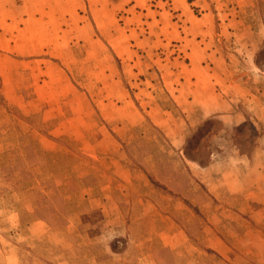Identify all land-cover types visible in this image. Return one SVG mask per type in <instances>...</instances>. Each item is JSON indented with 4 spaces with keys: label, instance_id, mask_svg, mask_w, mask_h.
I'll list each match as a JSON object with an SVG mask.
<instances>
[{
    "label": "rangeland",
    "instance_id": "obj_1",
    "mask_svg": "<svg viewBox=\"0 0 264 264\" xmlns=\"http://www.w3.org/2000/svg\"><path fill=\"white\" fill-rule=\"evenodd\" d=\"M207 1L223 17L264 15V0ZM135 3L0 0V264H189L192 253L191 264H264V125L246 100L243 122L262 132L250 156L237 149L250 147V127L226 125L207 140L208 169L187 160L200 124L188 130L167 88L202 54L187 40L138 44L141 24L131 45L112 46ZM222 45L228 77L248 78L239 47Z\"/></svg>",
    "mask_w": 264,
    "mask_h": 264
},
{
    "label": "crops",
    "instance_id": "obj_2",
    "mask_svg": "<svg viewBox=\"0 0 264 264\" xmlns=\"http://www.w3.org/2000/svg\"><path fill=\"white\" fill-rule=\"evenodd\" d=\"M135 1V4L127 8L128 14L125 17L129 21L128 26L133 27L124 28L123 38L112 42V46L128 47L131 45L130 39H136L134 32L141 24V26H147L149 31L143 37L138 34V44H144L147 40L152 42L156 39L160 40L162 45H168L173 40L185 43L187 40L191 46L199 48L197 52L201 51L202 56L188 65V76L187 74L181 76L180 82L174 80L170 83V88H167L176 107L185 114L184 123L189 131L212 116L219 117L227 126L242 123L246 114L240 106L247 104L246 100L248 106H244V109L250 112L255 122H261L260 125H264V71L256 65V56L262 49L264 41V15H256V11L253 17L250 16L251 13L230 12L228 15L231 17L227 15L223 17L222 12L215 14L209 9L207 0H170L173 6L169 9L165 6L169 0H157L156 4L150 7L138 5L139 2L143 3L145 0ZM198 4H202L203 12L199 11L200 15H196L194 9L198 7ZM171 9H173L172 12H170ZM173 12H176L175 17L177 18L174 21ZM217 15H221V22L215 26L216 20L219 19ZM179 20H182V23H179ZM229 38L235 47H239L235 52L241 51L242 61L248 64L249 71H251L248 78L239 76L236 79H230L225 72L227 70L230 75L234 74L232 71L234 67L231 68L232 65L226 64L223 55L222 44H226ZM225 53L228 54V52ZM228 57L232 63L235 59L241 62L239 54H228ZM259 79H261L260 86ZM180 83H184L185 86ZM231 87L233 89H230ZM246 96L249 97L246 98ZM184 139L185 135H183V141ZM260 155L257 154V157ZM243 157L241 155V159H244ZM206 169L208 167L203 170ZM248 170L255 173L258 167L251 166ZM260 221H263V218ZM204 231L209 234L206 229ZM210 240L213 241V245L208 247L216 251L217 255L227 258V255L232 252V249L225 247L220 240L214 237H210ZM190 257L189 264L193 260L194 253ZM193 264H200V261Z\"/></svg>",
    "mask_w": 264,
    "mask_h": 264
},
{
    "label": "trees",
    "instance_id": "obj_3",
    "mask_svg": "<svg viewBox=\"0 0 264 264\" xmlns=\"http://www.w3.org/2000/svg\"><path fill=\"white\" fill-rule=\"evenodd\" d=\"M214 125H217L216 130L212 131ZM250 127L249 137L247 140L250 141V147L247 149L241 148L237 146V149L241 154H246L250 156V152L248 151L251 147L252 149L257 144L258 138L262 135V132L258 131L255 126L250 121H245L239 125L232 126L233 132L244 133L245 128ZM229 128L221 121L217 120L214 122L212 118L205 119L202 124H200L188 137L186 144L183 149V154L187 160L196 162L201 168L205 169L212 163V155H214V151H209L207 147V140H209L213 136H218L221 132L227 133ZM218 132V133H217ZM221 133V134H222ZM220 134V135H221ZM204 139V140H203ZM245 138L239 143L245 145ZM66 190V188H63ZM68 195L72 193L68 190L65 191ZM111 249L115 252V248L112 244H109ZM123 250L119 251L122 252Z\"/></svg>",
    "mask_w": 264,
    "mask_h": 264
}]
</instances>
